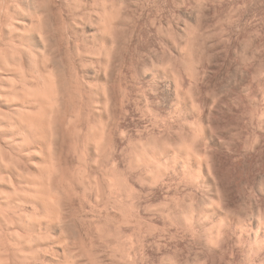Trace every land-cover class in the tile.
<instances>
[{"label": "bare ground", "instance_id": "obj_1", "mask_svg": "<svg viewBox=\"0 0 264 264\" xmlns=\"http://www.w3.org/2000/svg\"><path fill=\"white\" fill-rule=\"evenodd\" d=\"M0 264H264V0H0Z\"/></svg>", "mask_w": 264, "mask_h": 264}]
</instances>
